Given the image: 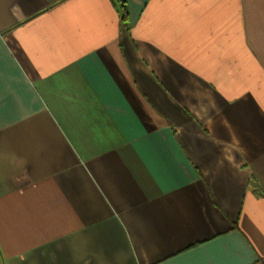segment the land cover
<instances>
[{"label": "crops", "instance_id": "obj_1", "mask_svg": "<svg viewBox=\"0 0 264 264\" xmlns=\"http://www.w3.org/2000/svg\"><path fill=\"white\" fill-rule=\"evenodd\" d=\"M0 0L2 264H264V0Z\"/></svg>", "mask_w": 264, "mask_h": 264}, {"label": "trees", "instance_id": "obj_2", "mask_svg": "<svg viewBox=\"0 0 264 264\" xmlns=\"http://www.w3.org/2000/svg\"><path fill=\"white\" fill-rule=\"evenodd\" d=\"M121 4L123 7V16H122L123 21H124L125 25H127V23H128V19H127L128 11H127L126 5L124 4L123 0H122ZM0 264H2L1 258H0Z\"/></svg>", "mask_w": 264, "mask_h": 264}]
</instances>
